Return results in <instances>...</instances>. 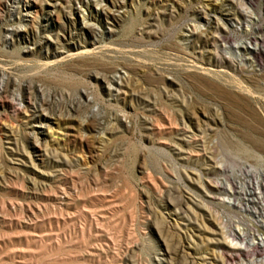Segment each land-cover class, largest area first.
Here are the masks:
<instances>
[{"label":"rangeland","instance_id":"1","mask_svg":"<svg viewBox=\"0 0 264 264\" xmlns=\"http://www.w3.org/2000/svg\"><path fill=\"white\" fill-rule=\"evenodd\" d=\"M0 264H264V0H0Z\"/></svg>","mask_w":264,"mask_h":264},{"label":"bare ground","instance_id":"2","mask_svg":"<svg viewBox=\"0 0 264 264\" xmlns=\"http://www.w3.org/2000/svg\"><path fill=\"white\" fill-rule=\"evenodd\" d=\"M262 50V49H261ZM256 53V52H255Z\"/></svg>","mask_w":264,"mask_h":264}]
</instances>
